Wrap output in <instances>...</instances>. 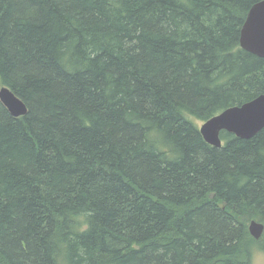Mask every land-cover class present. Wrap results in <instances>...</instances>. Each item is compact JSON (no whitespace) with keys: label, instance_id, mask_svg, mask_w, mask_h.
<instances>
[{"label":"trees","instance_id":"trees-1","mask_svg":"<svg viewBox=\"0 0 264 264\" xmlns=\"http://www.w3.org/2000/svg\"><path fill=\"white\" fill-rule=\"evenodd\" d=\"M258 1L0 0V264H253L264 129L199 122L264 93Z\"/></svg>","mask_w":264,"mask_h":264},{"label":"water","instance_id":"water-1","mask_svg":"<svg viewBox=\"0 0 264 264\" xmlns=\"http://www.w3.org/2000/svg\"><path fill=\"white\" fill-rule=\"evenodd\" d=\"M240 45L259 57H264V0L252 5L240 33ZM0 100L14 116L28 112L26 103L9 87H0ZM264 129V94L241 105L230 106L211 117L200 126L205 140L222 146L221 132L228 131L241 138H252ZM249 231L255 239L264 232V224L256 220L249 223Z\"/></svg>","mask_w":264,"mask_h":264},{"label":"rangeland","instance_id":"rangeland-1","mask_svg":"<svg viewBox=\"0 0 264 264\" xmlns=\"http://www.w3.org/2000/svg\"><path fill=\"white\" fill-rule=\"evenodd\" d=\"M202 122H199L201 125ZM253 264H264V251L261 249L256 250L253 255Z\"/></svg>","mask_w":264,"mask_h":264},{"label":"flooded vegetation","instance_id":"flooded-vegetation-1","mask_svg":"<svg viewBox=\"0 0 264 264\" xmlns=\"http://www.w3.org/2000/svg\"><path fill=\"white\" fill-rule=\"evenodd\" d=\"M242 26H243V25H242ZM241 29H242V27H241ZM240 33H241V31H240ZM239 41H240V38H239ZM240 46H241V45H240ZM246 51H247V50H246ZM248 52H249V51H248ZM250 53H251V52H250ZM252 54H253V53H252ZM254 55H256V54H254ZM262 58H264V57H262ZM261 94H263V93H261ZM261 94H259L258 96H260ZM258 96H256V97H258ZM256 97H254V98H256ZM254 98H253V99H254ZM251 100H252V99H251ZM249 101H250V100H249ZM246 102H248V101H246ZM243 103H245V102H243ZM243 103H241V104H243ZM241 104H238V105H241ZM232 106H235V105H232ZM229 107H230V106H229ZM227 108H228V107H227ZM225 109H226V108H225ZM225 109H224V110H225ZM224 110H223V111H224ZM221 112H222V111H221ZM221 112H220V113H221ZM218 114H219V113H218ZM216 115H217V114H216ZM214 116H215V115H214ZM212 117H213V116H212ZM210 118H211V117H210ZM210 118H209V119H210ZM207 120H208V119H207ZM207 120H206V121H207ZM204 122H205V121H203V122L201 123V125H202ZM201 125H199V129H200V126H201ZM222 132H224V130H223ZM222 132H221V134H220V137L222 136ZM225 132H228V131H225ZM230 133H232V132H230ZM201 134H202V133H201ZM235 135H236V134H235ZM236 136H237V135H236ZM203 137H204V136H203ZM240 138H241V137H240ZM204 139H205V138H204ZM221 139H222V137H221ZM213 146H214V145H213ZM222 146H223V140H222ZM222 146H221V147H222ZM215 147H216V146H215ZM253 220H256V221H258V222H261V221H259V220H257V219H253ZM251 221H252V220H251ZM262 223H263V222H262ZM263 224H264V223H263ZM263 233H264V232H263ZM251 235H252V234H251ZM262 235H263V234H262ZM252 236H253V235H252ZM260 238H261V237H260ZM260 238H259V239H260ZM259 239H256V240H259Z\"/></svg>","mask_w":264,"mask_h":264},{"label":"clouds","instance_id":"clouds-1","mask_svg":"<svg viewBox=\"0 0 264 264\" xmlns=\"http://www.w3.org/2000/svg\"><path fill=\"white\" fill-rule=\"evenodd\" d=\"M89 213H82L81 215V219H83L85 216H87ZM88 227V224L87 223H83L79 226V230H86Z\"/></svg>","mask_w":264,"mask_h":264},{"label":"bare ground","instance_id":"bare-ground-1","mask_svg":"<svg viewBox=\"0 0 264 264\" xmlns=\"http://www.w3.org/2000/svg\"><path fill=\"white\" fill-rule=\"evenodd\" d=\"M257 56V55H256ZM264 94V93H263ZM208 143V142H207ZM212 145V144H211Z\"/></svg>","mask_w":264,"mask_h":264}]
</instances>
